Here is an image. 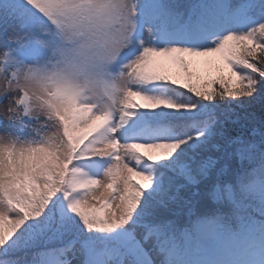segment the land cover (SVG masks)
<instances>
[{"label":"snow or ice","instance_id":"obj_1","mask_svg":"<svg viewBox=\"0 0 264 264\" xmlns=\"http://www.w3.org/2000/svg\"><path fill=\"white\" fill-rule=\"evenodd\" d=\"M0 33V264H264V0H0Z\"/></svg>","mask_w":264,"mask_h":264},{"label":"trees","instance_id":"obj_2","mask_svg":"<svg viewBox=\"0 0 264 264\" xmlns=\"http://www.w3.org/2000/svg\"><path fill=\"white\" fill-rule=\"evenodd\" d=\"M254 107H255V111H256L257 116H259V114H260V105H259V103L257 102V103L254 105Z\"/></svg>","mask_w":264,"mask_h":264},{"label":"rangeland","instance_id":"obj_3","mask_svg":"<svg viewBox=\"0 0 264 264\" xmlns=\"http://www.w3.org/2000/svg\"><path fill=\"white\" fill-rule=\"evenodd\" d=\"M2 40H3V35L2 33H0V43H2Z\"/></svg>","mask_w":264,"mask_h":264}]
</instances>
